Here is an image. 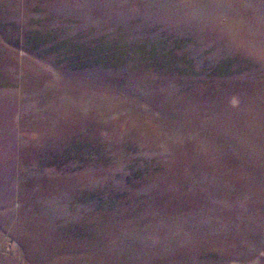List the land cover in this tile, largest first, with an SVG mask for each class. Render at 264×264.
I'll list each match as a JSON object with an SVG mask.
<instances>
[{
	"label": "rangeland",
	"instance_id": "1",
	"mask_svg": "<svg viewBox=\"0 0 264 264\" xmlns=\"http://www.w3.org/2000/svg\"><path fill=\"white\" fill-rule=\"evenodd\" d=\"M0 264H264V0H0Z\"/></svg>",
	"mask_w": 264,
	"mask_h": 264
}]
</instances>
